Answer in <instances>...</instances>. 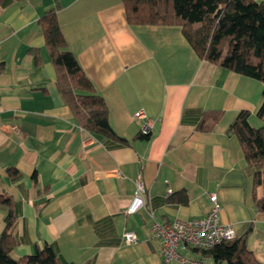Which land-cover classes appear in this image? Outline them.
Listing matches in <instances>:
<instances>
[{
  "label": "crops",
  "instance_id": "crops-1",
  "mask_svg": "<svg viewBox=\"0 0 264 264\" xmlns=\"http://www.w3.org/2000/svg\"><path fill=\"white\" fill-rule=\"evenodd\" d=\"M52 7L66 50L128 144L77 125L36 24ZM30 49L38 51V66ZM262 90L258 80L201 60L178 25L128 24L120 0H2L0 195L11 205L0 203V234L4 216L13 213L10 256L29 255L45 243L60 264H163L149 212L158 222L200 217L215 194L220 222L236 237L250 226L246 247L264 264V211L252 196L255 168L228 132L241 111L249 112L250 126H261ZM207 110L222 115L211 131H196ZM139 111L153 120L148 139L138 137ZM138 177L145 205L126 215ZM167 188L168 195L184 191L188 203H168ZM126 231L137 242L125 244ZM183 253L209 263L199 252Z\"/></svg>",
  "mask_w": 264,
  "mask_h": 264
},
{
  "label": "trees",
  "instance_id": "trees-1",
  "mask_svg": "<svg viewBox=\"0 0 264 264\" xmlns=\"http://www.w3.org/2000/svg\"><path fill=\"white\" fill-rule=\"evenodd\" d=\"M126 21L132 25H178L196 55L220 69L258 80L263 85L262 99L256 110L261 126L248 122V111H241L229 126L235 135L248 165L254 166L252 196L257 211H264V1L256 0H120ZM2 0H0L1 5ZM36 24L44 36V47L53 65L56 84L70 108L77 125L100 138L126 145L128 142L112 129L104 99L97 93L72 53L56 18V8L43 12ZM34 64L41 62L38 51L30 49ZM221 110H207L195 126L199 132H209L220 119ZM150 135L138 133L141 139ZM11 173V172H10ZM15 172H13L14 174ZM261 188L257 196L256 189ZM170 204L186 205L184 191L167 197ZM0 203L11 205L8 197L0 195ZM0 234V264H60L48 244L34 246L29 255L16 259L10 256L15 240L10 234L15 215L4 216ZM246 231L233 240L222 242L199 252L208 264H261L246 247ZM71 264V263H68Z\"/></svg>",
  "mask_w": 264,
  "mask_h": 264
},
{
  "label": "built area",
  "instance_id": "built-area-1",
  "mask_svg": "<svg viewBox=\"0 0 264 264\" xmlns=\"http://www.w3.org/2000/svg\"><path fill=\"white\" fill-rule=\"evenodd\" d=\"M137 120H143L140 133L150 135L153 120L142 111L135 114ZM171 189H166V195ZM144 188L140 178L136 180L135 195L125 209L126 215L137 212L145 205ZM210 208L203 216L187 219H175L170 222H158L149 212L151 220L149 230L153 238L160 242V255L163 264H206L201 258H191L183 251L186 249L206 250L225 241L233 240L235 232L232 226L220 222V205L215 194L209 195ZM125 244L137 242L133 232L126 231L122 235Z\"/></svg>",
  "mask_w": 264,
  "mask_h": 264
}]
</instances>
